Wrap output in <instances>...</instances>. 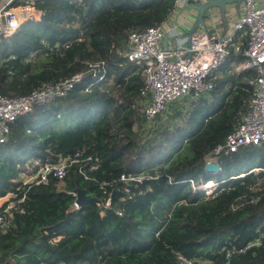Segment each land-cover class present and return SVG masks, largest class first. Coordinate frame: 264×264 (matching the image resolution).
<instances>
[{"label":"trees","instance_id":"1","mask_svg":"<svg viewBox=\"0 0 264 264\" xmlns=\"http://www.w3.org/2000/svg\"><path fill=\"white\" fill-rule=\"evenodd\" d=\"M25 1L40 18L1 39L0 95L24 97L45 83L83 77L65 98L19 116L0 144V199L12 195L2 208L24 199L0 234V264H181L178 257L226 264L223 249L264 233V144L211 155L247 111L243 80L250 71L233 67L213 79L208 98L158 127L141 112L148 96L142 68L122 58L126 40L166 21L177 0H16L15 6ZM232 61L237 66L245 57L232 55L224 67ZM77 150L99 158L91 180L72 166L61 181L24 185L25 164L55 163ZM211 162L220 176L205 172ZM122 174L145 177L130 197ZM76 189L96 202L75 210ZM109 193L104 211L97 204ZM231 261L264 264V249Z\"/></svg>","mask_w":264,"mask_h":264},{"label":"built area","instance_id":"2","mask_svg":"<svg viewBox=\"0 0 264 264\" xmlns=\"http://www.w3.org/2000/svg\"><path fill=\"white\" fill-rule=\"evenodd\" d=\"M15 2L16 0H0V41L20 32L27 23L40 18V13L34 9L32 1H25L19 6H15ZM241 6L243 14L238 21L232 23L231 32L225 34L222 39L216 32L211 31L214 23L211 18L213 10H210L206 14L207 18L209 16L205 20L206 29L192 34L188 45L187 42L179 43L175 48L172 44H163L167 37L175 36L177 32L176 26L168 25L164 21L159 25L130 33L122 53V58L128 63L142 68L143 95L148 96V100L141 112L146 123L150 125L163 117L172 104L186 98H208L213 90L212 80L223 75L221 72L226 60L232 55H244L245 61L238 66L237 71L252 73V76L243 80L250 89L247 111L242 115L240 123L226 137L224 144L212 151V157L233 154L243 147L264 144V0H244ZM242 38H245L246 42L243 51ZM80 41L78 38L77 42ZM65 48H68V45H65ZM82 77L77 74L62 82L45 83L24 97L0 95V144L7 141L9 126L19 116L30 112L35 106L65 98ZM29 165V174L23 177L24 185H47L49 178L61 181L72 166H77L79 175L89 181L92 179L89 174L97 171L100 163L96 154L84 156L83 151L77 150L73 154L59 156L55 163L33 160ZM144 180L142 175L122 174L119 177L128 197L132 195L131 187L141 185ZM104 187V184H100V189ZM200 191H203V188ZM8 196L10 197L5 201L12 198V195ZM5 201L0 204V234L8 229L13 211L18 209L24 199L11 200L2 208ZM97 205L104 211L109 209L110 193L104 202ZM73 206L75 210L78 209L75 204ZM116 214L122 216L120 210H116ZM255 248L264 249V233L240 248L223 249L226 264H231L235 256L246 255ZM178 259L181 264H192L181 257Z\"/></svg>","mask_w":264,"mask_h":264},{"label":"crops","instance_id":"3","mask_svg":"<svg viewBox=\"0 0 264 264\" xmlns=\"http://www.w3.org/2000/svg\"><path fill=\"white\" fill-rule=\"evenodd\" d=\"M186 0H177L175 9L172 11L170 16L167 18L166 22L168 25H174L177 27V32L175 33V36L167 37L163 44H172V46L179 45V43L186 44V39L180 40L179 37L183 36V34L191 27V25L194 22L195 18V12L191 9H187L184 6H179L177 3L183 4ZM212 17L214 29L211 28V31L214 33L216 32L217 36L222 39L225 34H229L230 28L232 27V23L236 22L240 19L241 15L243 14V8L240 5L239 7H236L234 4L227 5L225 7V22L222 21L220 12L217 9H213ZM206 16V15H205ZM207 16L205 17V19ZM209 18V16H208ZM207 18V19H208ZM207 22V21H206ZM245 38L241 39V43L243 45V41ZM235 61H232L229 66L224 67L222 69V74L230 73L234 67V71H237L238 66L234 64Z\"/></svg>","mask_w":264,"mask_h":264},{"label":"water","instance_id":"4","mask_svg":"<svg viewBox=\"0 0 264 264\" xmlns=\"http://www.w3.org/2000/svg\"><path fill=\"white\" fill-rule=\"evenodd\" d=\"M244 0H186L183 4L177 3L179 6H184L187 9H191L195 12L194 22L191 27L180 36L181 39H186L187 45L189 44L192 34L198 30L206 29L205 15L208 11L217 9L220 12V16L223 22H225V7L227 5L234 4L239 7ZM205 172L209 175L220 176L222 174L220 167L217 164H207L205 167ZM75 202L74 204L78 207H84L87 204L96 202L95 198H88L86 191L83 189H76Z\"/></svg>","mask_w":264,"mask_h":264},{"label":"rangeland","instance_id":"5","mask_svg":"<svg viewBox=\"0 0 264 264\" xmlns=\"http://www.w3.org/2000/svg\"><path fill=\"white\" fill-rule=\"evenodd\" d=\"M2 1V0H1ZM175 48L177 47V45H175L174 46ZM219 77H221L220 75H219ZM218 78V77H217ZM193 101H196V100H193V99H190V98H186V99H183V100H181L180 102H178V103H175V104H172V105H170L169 106V108H168V110H167V112L165 113V115L163 116V117H161L162 119H161V121L159 122V121H155V123L154 124H152L151 125V127H153V128H155V127H158V126H160V125H162V124H165V123H167V121H169V117L171 116V117H173V114L177 111V112H179L180 113V115H184L185 113H187V112H190L191 111V104H192V102ZM142 106V109H143V107H144V104L143 105H141ZM141 109V110H142ZM176 112V113H177ZM133 131L134 132H139L138 131V126L137 125H134L133 126ZM140 133V132H139ZM211 161H215V160H213V159H211ZM211 164H212V162H211ZM25 171L24 172H22L23 173V177L24 176H26L27 174H29V168H30V165L29 164H25ZM253 171H257V169L256 170H253ZM22 175V174H21ZM21 175H20V177H21ZM29 176V175H28ZM19 179V178H18ZM17 179V180H18ZM16 180V181H17ZM215 181L213 182V185H215ZM212 185V186H213ZM195 188H197V187H195ZM200 188V187H199ZM215 188V187H214ZM200 190H202V187L200 188ZM208 193V192H207ZM8 197H10V196H7L6 198H1L0 199V204L3 202V201H5ZM218 243V240H216L215 241V244H217Z\"/></svg>","mask_w":264,"mask_h":264}]
</instances>
